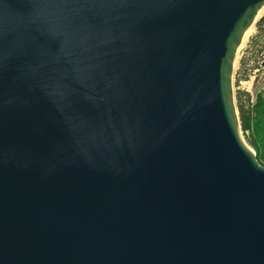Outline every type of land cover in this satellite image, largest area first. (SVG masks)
<instances>
[{"label": "water", "instance_id": "1", "mask_svg": "<svg viewBox=\"0 0 264 264\" xmlns=\"http://www.w3.org/2000/svg\"><path fill=\"white\" fill-rule=\"evenodd\" d=\"M264 0H0V264H264L236 52Z\"/></svg>", "mask_w": 264, "mask_h": 264}, {"label": "rangeland", "instance_id": "2", "mask_svg": "<svg viewBox=\"0 0 264 264\" xmlns=\"http://www.w3.org/2000/svg\"><path fill=\"white\" fill-rule=\"evenodd\" d=\"M259 28L263 30V34L260 36L259 42L252 43V38L258 37ZM260 42L263 43L262 50H259ZM232 82L234 100L237 91L248 93L252 104L258 100H264V6L252 26L244 34L242 44L236 52ZM255 115L256 118L252 122L251 128L245 132L240 129V133L244 143L256 155L248 141L252 138L260 147L259 150L264 153V102L255 111Z\"/></svg>", "mask_w": 264, "mask_h": 264}, {"label": "trees", "instance_id": "3", "mask_svg": "<svg viewBox=\"0 0 264 264\" xmlns=\"http://www.w3.org/2000/svg\"><path fill=\"white\" fill-rule=\"evenodd\" d=\"M258 30H259L258 37L255 36L254 38H252L253 40L252 43H256V41L259 42V38L263 34V30L261 28H259ZM262 48H263V43L260 42L259 50H262ZM235 100H236V109L238 113L240 129L243 132H245L251 128V124L256 118L255 111L260 107V104L262 105L264 100L263 101L258 100L257 102L252 104L250 95L243 91L236 92ZM248 143L255 151L256 159L258 163L264 166V153L259 150L260 147L256 145V143L252 138L249 139Z\"/></svg>", "mask_w": 264, "mask_h": 264}, {"label": "bare ground", "instance_id": "4", "mask_svg": "<svg viewBox=\"0 0 264 264\" xmlns=\"http://www.w3.org/2000/svg\"><path fill=\"white\" fill-rule=\"evenodd\" d=\"M258 13H259V12H258ZM257 15H258V14H257ZM256 17H257V16H256ZM255 19H256V18H255ZM254 21H255V20H254ZM246 32H247V31H246ZM246 32H245V33H246ZM243 37H244V36H243Z\"/></svg>", "mask_w": 264, "mask_h": 264}]
</instances>
